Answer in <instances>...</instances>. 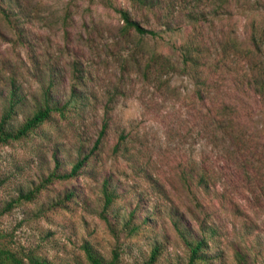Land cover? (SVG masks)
<instances>
[{"label":"rangeland","instance_id":"obj_1","mask_svg":"<svg viewBox=\"0 0 264 264\" xmlns=\"http://www.w3.org/2000/svg\"><path fill=\"white\" fill-rule=\"evenodd\" d=\"M24 3L31 17L20 25L23 44L18 39L19 32L0 14V68L18 67L30 54L45 68L56 67L66 75L67 94L70 62L90 64L93 75L88 91L92 100L81 119L55 120L27 139L0 147V246L31 252L54 264H74L84 260L81 246L88 242L107 259L117 248L120 264H143L156 238L164 243L156 264H185L187 252L165 213L154 234L150 227L141 228L132 237L122 233L116 239L110 233L101 218L100 184L104 176L116 171L120 198L113 212L107 214L111 223L113 213L126 212L145 193L157 201L161 188L194 233H199L202 222L217 230V234L209 236L206 249L210 264H264V102L252 94H240L232 82L224 83L226 93L222 97L236 112L232 115L236 130L233 136L239 138L236 142L232 136L225 142L215 140L216 145L211 143L206 130L210 104L206 103L205 108L197 102L190 80L179 73L168 76V85L160 91L141 90L132 78L129 88L133 85L134 90L109 102L120 74L119 46L111 47L121 25L114 8L127 9L128 2L24 0ZM227 16L215 21L216 31L221 28L225 36L237 39L240 47H248L250 24H264V0H258L257 7L244 12L233 9L228 19ZM136 17L140 20V16ZM174 27L181 29L164 34L165 43L159 48L176 61L170 44H178L191 28L183 14L176 17ZM86 41L92 44L91 50ZM24 81L34 93L37 87L34 79L26 77ZM0 90L6 91V83H0ZM106 104L113 108L114 123L90 175L56 182L32 202L13 204L19 191L38 184L53 167L51 153L55 140L63 144L59 156L67 161L66 170L78 147L92 146L100 130L102 106ZM119 126L135 139L136 144H130L129 149L139 158L140 166L148 162L146 174L150 179L135 176L122 160H113L110 150L116 143ZM183 165L193 169L188 189L179 176ZM200 168L208 175L206 190L195 184ZM69 190L75 191L76 198L71 203L65 202V207L54 205Z\"/></svg>","mask_w":264,"mask_h":264},{"label":"trees","instance_id":"obj_2","mask_svg":"<svg viewBox=\"0 0 264 264\" xmlns=\"http://www.w3.org/2000/svg\"><path fill=\"white\" fill-rule=\"evenodd\" d=\"M126 1L129 8H114L121 25L111 47L119 46L117 61L120 74L112 88L109 102L118 96H126L134 90L133 85L131 89L129 88L132 78L136 79L141 90L160 91L162 87L168 85L166 79L168 76L179 73L190 80L195 100L204 107L206 103L210 104L207 111L209 126H206V130L211 143L216 145L215 140L225 142L231 136L236 142L239 137L233 136L236 130H234L235 119L232 117L236 112L233 105L228 104L222 97L226 93L224 83L232 82L240 94H252L264 102V24H250L249 46L242 48L237 39L231 38L229 34L225 36L221 28L217 32L215 21L222 20L225 14L229 16L233 9L244 12L257 7L258 0H254L253 3L250 0ZM0 14L17 33L19 32L18 39L23 44L25 38L20 33V25L26 24L31 17L24 0H0ZM182 14L191 30L178 44L176 42L170 44L176 56L174 61L161 49L165 43L164 34L169 35L172 31L181 29L175 28L174 24L176 17ZM136 15L140 16V20ZM143 15H146L144 20ZM86 46L89 50L92 49L89 41H86ZM69 66L70 84L67 94L64 93L66 75L59 68H45L30 54L18 67L0 68V83H6V91L0 90V147L27 139L39 128L55 120L69 121L77 117L82 118V114L92 100L88 91V82L93 74L90 71V64L85 65L73 60ZM26 77L34 79L37 84L34 93L25 86ZM102 110L100 130L92 146L88 148L87 144H83L78 147L74 160L68 162L70 168L66 170L67 161L59 156L62 154L63 144L55 140L57 142L51 153L53 167L46 172L38 184L26 191H19L12 203L32 202L56 182L90 175L92 166L103 153L104 140L114 123L113 108L106 104L102 106ZM72 124L68 123L69 126ZM117 132L116 143L110 150L113 160H122L135 176L141 175L147 180L150 179L151 176L146 174L148 162H145L147 165L140 166L142 164H138L139 158L132 152V148L129 149L130 144H136L131 133L124 127H120ZM192 172L190 165L180 166L179 176L187 189L191 188ZM116 174V171L109 172L100 184L101 218L108 224L110 233L116 239L122 233L128 237L135 236L144 227H150L153 234L156 233L157 222L165 213L187 252L185 264H210L206 249L209 236L217 234V230L202 222L199 225V233H194L190 225L182 220L179 212L173 208L167 194L161 188L158 190L157 201L149 199L146 193H142L144 196L137 198L134 206L127 207L126 212L113 213L114 222L111 223L107 214L113 212L112 208L120 198L119 179L114 176ZM195 182L198 189H208V175L205 169L200 168V175ZM76 196L74 190H69L54 205L65 207V202L71 203ZM143 202L146 203L144 207L140 205ZM163 244V241L155 238L143 264H156L163 251ZM81 249L84 260L74 264H120V253L117 248L112 250L110 259L104 257L88 242L84 243ZM0 264L54 263L31 252L24 253L0 246Z\"/></svg>","mask_w":264,"mask_h":264}]
</instances>
